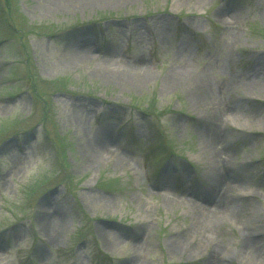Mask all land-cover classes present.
<instances>
[{
  "label": "rangeland",
  "instance_id": "rangeland-1",
  "mask_svg": "<svg viewBox=\"0 0 264 264\" xmlns=\"http://www.w3.org/2000/svg\"><path fill=\"white\" fill-rule=\"evenodd\" d=\"M11 5L0 264H264V0Z\"/></svg>",
  "mask_w": 264,
  "mask_h": 264
},
{
  "label": "bare ground",
  "instance_id": "bare-ground-1",
  "mask_svg": "<svg viewBox=\"0 0 264 264\" xmlns=\"http://www.w3.org/2000/svg\"><path fill=\"white\" fill-rule=\"evenodd\" d=\"M99 1H103V2H115L116 0H78V2L81 4V5H86V4H92V3H95V2H99ZM87 52H89V50H87ZM143 62L141 60H138L135 64L136 66H141L143 65L142 64ZM256 75V81L254 82L257 86H260V85H264V66L262 65L261 67L258 68L257 72L255 73ZM179 81V79L176 77V76H172L168 79V82L169 83H177ZM216 113L219 115V116H224L225 112L224 110L222 109H217ZM99 143L97 142L96 145H97V149L100 151V152H103V154H107L108 152H106L107 150V147L106 146H101V145H98ZM220 156V155H219ZM216 168V172L217 173H220V171L224 172V170H226V166L224 164V162L222 161L221 162V165H217ZM221 176V177H220ZM220 176L218 175V180L221 179H224L223 175L220 174ZM224 199L227 200V198L224 196V194H222V192L220 191L219 193H217V195H214L212 198L210 199H206L204 201V204L205 206L203 207H200V209H202L203 211L205 212H208V211H211L213 209L217 210L216 207H218L220 204H222L224 202ZM225 211V210H224ZM51 223V221H49ZM53 223V222H52ZM251 240L247 239V244L248 246L252 249L254 246H255V239L253 240L252 237L250 238ZM247 248V247H246Z\"/></svg>",
  "mask_w": 264,
  "mask_h": 264
},
{
  "label": "trees",
  "instance_id": "trees-1",
  "mask_svg": "<svg viewBox=\"0 0 264 264\" xmlns=\"http://www.w3.org/2000/svg\"><path fill=\"white\" fill-rule=\"evenodd\" d=\"M11 0H0V16L1 18H4V14L9 11V10H12V7H11ZM5 22L6 24V27H10V23L7 22L6 19H0V24L2 22ZM5 41L1 39V31H0V44L1 43H4ZM65 180V179H64Z\"/></svg>",
  "mask_w": 264,
  "mask_h": 264
}]
</instances>
